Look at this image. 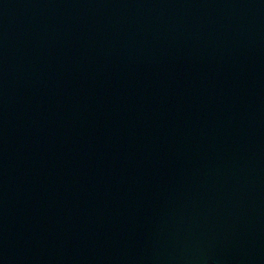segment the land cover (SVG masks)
I'll list each match as a JSON object with an SVG mask.
<instances>
[{"label":"water","instance_id":"1","mask_svg":"<svg viewBox=\"0 0 264 264\" xmlns=\"http://www.w3.org/2000/svg\"><path fill=\"white\" fill-rule=\"evenodd\" d=\"M0 264H264V0H0Z\"/></svg>","mask_w":264,"mask_h":264}]
</instances>
